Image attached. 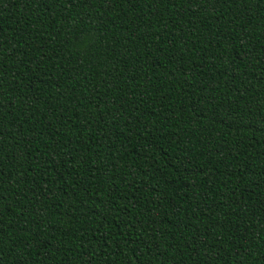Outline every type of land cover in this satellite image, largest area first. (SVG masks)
I'll list each match as a JSON object with an SVG mask.
<instances>
[{"label": "trees", "instance_id": "trees-1", "mask_svg": "<svg viewBox=\"0 0 264 264\" xmlns=\"http://www.w3.org/2000/svg\"><path fill=\"white\" fill-rule=\"evenodd\" d=\"M0 264H264V0H0Z\"/></svg>", "mask_w": 264, "mask_h": 264}]
</instances>
